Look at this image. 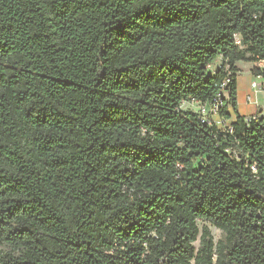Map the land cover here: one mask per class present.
I'll use <instances>...</instances> for the list:
<instances>
[{
	"label": "trees",
	"instance_id": "1",
	"mask_svg": "<svg viewBox=\"0 0 264 264\" xmlns=\"http://www.w3.org/2000/svg\"><path fill=\"white\" fill-rule=\"evenodd\" d=\"M241 61L264 0H0V264H264ZM227 79L224 131L181 109Z\"/></svg>",
	"mask_w": 264,
	"mask_h": 264
},
{
	"label": "rangeland",
	"instance_id": "2",
	"mask_svg": "<svg viewBox=\"0 0 264 264\" xmlns=\"http://www.w3.org/2000/svg\"><path fill=\"white\" fill-rule=\"evenodd\" d=\"M223 63V60L220 59L217 62L212 63V65L209 68V72L213 71L216 69L217 66H221ZM247 63L244 61H241L237 64L239 68V73H238V81L240 84V91H239V97H238V103H239V109L240 113L242 115H245L246 117L251 116L252 114H261L264 115V74L261 76H258L254 72V67L257 66L260 70L264 68V63ZM253 81H257L259 85H262L263 91L260 92L259 94H256L258 103L256 104H248L247 103V95L248 94H255L252 88V83ZM258 108H261V111L258 110ZM181 109L183 110H191L188 108V105H182ZM205 224H207L215 238L216 241L221 239L223 233L220 229L216 228L210 223H203L200 222V227H203ZM197 247L200 246V243H196Z\"/></svg>",
	"mask_w": 264,
	"mask_h": 264
},
{
	"label": "built area",
	"instance_id": "3",
	"mask_svg": "<svg viewBox=\"0 0 264 264\" xmlns=\"http://www.w3.org/2000/svg\"><path fill=\"white\" fill-rule=\"evenodd\" d=\"M229 82H230L229 79L223 82V84L221 85L220 92L213 98L212 101L203 102L192 98L187 101H184L182 105H188V108L200 114L204 122H207L211 126L214 125L220 130L224 131L231 121V119H229L228 117L222 114V109L224 105L223 100L225 96H227V90L225 88L228 86ZM252 88L255 94L247 95L248 104L258 103L256 94H259L260 92L263 91L262 85H259L257 81H253ZM255 117L256 114L254 113L248 117V120H250V118H255Z\"/></svg>",
	"mask_w": 264,
	"mask_h": 264
},
{
	"label": "crops",
	"instance_id": "4",
	"mask_svg": "<svg viewBox=\"0 0 264 264\" xmlns=\"http://www.w3.org/2000/svg\"><path fill=\"white\" fill-rule=\"evenodd\" d=\"M222 59V57H219L215 60V62H217L218 60ZM255 65V64H254ZM253 65V66H254ZM220 65L216 67L215 70L211 71V73H215L218 69H219ZM239 91H240V84H239V81H238V97H239ZM239 101V100H238ZM238 110L240 112V109H239V103H238ZM259 111H261V108H258ZM241 114V113H240Z\"/></svg>",
	"mask_w": 264,
	"mask_h": 264
}]
</instances>
